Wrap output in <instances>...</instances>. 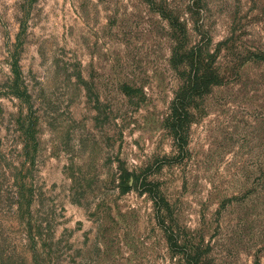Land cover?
I'll return each instance as SVG.
<instances>
[{"label": "rangeland", "instance_id": "rangeland-1", "mask_svg": "<svg viewBox=\"0 0 264 264\" xmlns=\"http://www.w3.org/2000/svg\"><path fill=\"white\" fill-rule=\"evenodd\" d=\"M224 41L180 144L172 47ZM258 54L264 0H0V264H264Z\"/></svg>", "mask_w": 264, "mask_h": 264}, {"label": "trees", "instance_id": "trees-1", "mask_svg": "<svg viewBox=\"0 0 264 264\" xmlns=\"http://www.w3.org/2000/svg\"><path fill=\"white\" fill-rule=\"evenodd\" d=\"M181 29L183 30V28ZM226 44V41L219 42L217 50L213 52L208 49L204 51L199 44L186 49L178 46V44L172 47L171 59L173 64L178 65L180 63L184 69L182 82L170 102L167 122L172 135L180 144L186 142L183 129L190 123L189 116L193 102L209 92L212 86L225 81L220 68L214 64V55L221 49L219 48L221 45ZM254 58L264 59L259 54ZM169 233L167 230V240L171 245L177 246V239L173 238L170 231Z\"/></svg>", "mask_w": 264, "mask_h": 264}]
</instances>
